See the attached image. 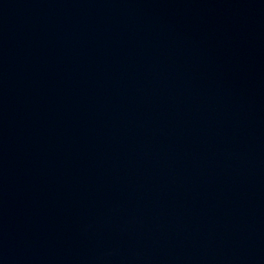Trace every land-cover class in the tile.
Returning a JSON list of instances; mask_svg holds the SVG:
<instances>
[{"label": "water", "instance_id": "1", "mask_svg": "<svg viewBox=\"0 0 264 264\" xmlns=\"http://www.w3.org/2000/svg\"><path fill=\"white\" fill-rule=\"evenodd\" d=\"M0 264H264V0H0Z\"/></svg>", "mask_w": 264, "mask_h": 264}]
</instances>
